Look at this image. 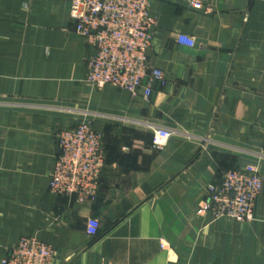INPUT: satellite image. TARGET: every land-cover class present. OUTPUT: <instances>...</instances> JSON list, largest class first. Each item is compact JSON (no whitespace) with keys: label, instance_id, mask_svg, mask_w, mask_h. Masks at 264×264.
<instances>
[{"label":"crops","instance_id":"1","mask_svg":"<svg viewBox=\"0 0 264 264\" xmlns=\"http://www.w3.org/2000/svg\"><path fill=\"white\" fill-rule=\"evenodd\" d=\"M196 1L153 0L147 55L166 81L132 97L87 82L71 0H0V264L26 236L53 264H264V185L253 221L198 213L229 169L264 179V0ZM84 119L105 166L80 202L50 174L57 132Z\"/></svg>","mask_w":264,"mask_h":264},{"label":"built area","instance_id":"2","mask_svg":"<svg viewBox=\"0 0 264 264\" xmlns=\"http://www.w3.org/2000/svg\"><path fill=\"white\" fill-rule=\"evenodd\" d=\"M152 3L153 0H71L70 17L89 47L86 80L92 86L111 85L132 97L141 92L149 97L154 82L165 83V73L151 67L147 55L157 25ZM189 5L202 6L196 0H189ZM178 42L195 44L182 34ZM171 136L170 130L158 128L154 144L163 146ZM56 138L59 152L50 174L51 191L76 196L80 202L94 200L105 166L102 134L84 119L75 127L59 130ZM263 185L264 179L254 166L229 169L219 184L207 187V198L198 213L208 214L213 220L230 217L253 221ZM54 259L52 246L38 237L26 236L11 248L2 264H53Z\"/></svg>","mask_w":264,"mask_h":264},{"label":"rangeland","instance_id":"3","mask_svg":"<svg viewBox=\"0 0 264 264\" xmlns=\"http://www.w3.org/2000/svg\"><path fill=\"white\" fill-rule=\"evenodd\" d=\"M263 177V176H262Z\"/></svg>","mask_w":264,"mask_h":264}]
</instances>
